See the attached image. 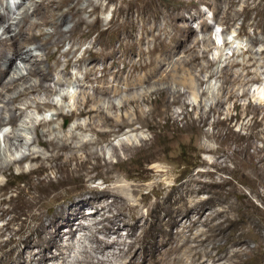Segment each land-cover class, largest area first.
Here are the masks:
<instances>
[{"label": "bare ground", "instance_id": "1", "mask_svg": "<svg viewBox=\"0 0 264 264\" xmlns=\"http://www.w3.org/2000/svg\"><path fill=\"white\" fill-rule=\"evenodd\" d=\"M26 2L27 4H25ZM106 2L112 6L109 20L95 16L97 11L104 9L100 0H21L18 7L22 5H26V7L22 8L24 10L14 18L9 17V11L6 14L0 13V25L2 24L4 28V34L8 33L10 36L5 42L0 39V103H3L0 106V130L6 125L12 127V131L3 136L5 149L3 152L0 151V220L8 217L0 227V236L9 233L6 242H1L2 239L0 241V264H55L56 262L74 264V259L72 262L67 261V251L73 250L74 238L78 232L84 231L85 233L86 230H90L88 224L85 226L82 223V220H86V216L82 213L86 203L95 207V211L92 212L94 216L97 214L102 216L101 226H95V223V232L91 230L94 233L88 237H91L95 244L94 249L102 254L107 250L111 259L101 258L94 262L93 259L88 258L77 259V256L74 260L77 264H107V262H114L119 258L125 259L122 264H247L244 257L248 253V243L240 233H232L229 229V225L233 223L226 207L224 209H220V207L217 211L213 210L212 214L210 213L204 221H201L202 213L196 212L197 204L189 202L190 199L187 201L185 196L187 189H182L185 194L173 197L170 195L171 193H167L163 201L146 206L150 213L154 214H151L153 220L145 228L144 224L140 225V220H143L144 217L140 214V205L132 203L135 195H139L144 203L147 201L148 195L144 196L141 193L140 185L118 186L113 183L115 177H107L103 179L105 185L103 188L87 187L86 183L96 177L84 180L80 174H73L81 172L89 160L96 162L103 160V167L107 172L112 174L124 170L127 172L124 176L126 179L133 175L142 179L160 175H156L154 169L148 167L154 161L159 160L161 156L160 150L153 149L150 145L146 147L149 148L146 154L135 160L132 169H129L128 166L130 159L126 164L124 161L114 164L113 161L104 159L103 155L101 156L102 152L98 153L93 150V147L102 143V139L98 136L107 137L110 134L111 131L106 128L112 129L113 126L124 122V120L119 122L111 116L112 114L110 115L107 110H104V106L98 104L101 101L98 96L109 99L110 91L115 89L116 92L118 85L124 84L126 88L124 93H127L128 96L124 99L121 108H125L127 105L135 106L139 100L147 102L146 94H138L134 91L145 84H152L153 79L157 76H160V80H164L166 75L164 77L162 75L166 72L164 68L166 58L162 59V55L173 56L177 48L180 50L185 43L186 36L189 37L192 33L189 25L177 26V20L184 21L183 15L166 11L162 16L161 14L164 12H161L160 4L156 0H106ZM0 9L8 10L4 0H0ZM41 9H43L41 23L31 22L33 19L31 16L37 15ZM161 21H163L162 25H160ZM93 24H103L105 27H115L119 30L121 35V38L118 39L119 46L117 50H110L109 53L97 56L98 52L94 50V45L97 42L94 40L93 46L86 49L85 54L75 61L70 57L72 51L60 53L67 58L65 68L70 67L73 62L84 64L87 54L90 58L88 64L90 67L85 72V80L96 81L100 85L93 88V96L87 95L85 91L82 92L84 98L76 102L74 109L72 106L70 110L64 112L63 106H58L54 114L57 119H63L65 122H72L74 117L80 116H88L89 121L84 125L76 124L68 130H61L62 125L59 127L53 125L48 134L44 132L45 130L39 132L40 127L54 124V119L36 120L31 115L24 114L32 108L37 111L41 110V102L36 97H33L30 102L25 101L23 108L18 102H22V99L28 95L36 96L42 92L48 98L55 93V89L47 85L46 82L52 81L51 78L57 71L59 63L56 56L60 50L52 52L51 48L53 46L61 48L64 40L69 38L73 32L88 29ZM41 25H48L53 30L44 32L39 29L37 33L34 32L33 29L39 28ZM171 27H175L179 31V35L176 34L178 37L175 38L171 37L170 40L175 43L168 44L164 38L170 36L169 28ZM209 27L205 26L204 28L209 30ZM85 34L90 37V32H85ZM146 43H151L152 47L144 51L143 46ZM192 49L191 47L184 48L183 53H189ZM126 50L136 54L138 60L122 62L121 69L113 70L119 64V61L114 59L115 52ZM32 52H40V54ZM41 52L46 57L53 56L54 60L56 59L53 66H48L46 72L35 62V59L37 60L41 56ZM145 57H148V60L141 62ZM15 60H19V62L15 63ZM99 61L103 64L102 77L99 80H93L90 76L96 71L95 63ZM195 61L196 57H192L190 60H181L178 63L187 66ZM141 72L143 75H139ZM7 74L8 76L4 78ZM29 76L37 77L33 80V84L23 87L24 81ZM19 82L22 83L19 85V87H23L22 91L20 90L11 100L8 99L7 102L10 101V105H7L8 95L6 96L5 92H10L12 87L15 88ZM61 82V79L58 78L55 85H62ZM174 83L177 84L176 81ZM160 91H165L173 96L179 95V91L171 89L169 85ZM62 99L66 100L67 96L62 95ZM107 103L106 109L109 111L115 109L116 106L112 101ZM23 115H26L25 119L19 121ZM28 124L33 125L32 128L35 132V139L30 143L24 141L22 134L28 129ZM75 131L89 132L95 136L98 135V138L85 139L78 136ZM34 144L43 147L45 153L33 149ZM131 148L128 145H122L120 149L128 154ZM146 148L141 147L138 151ZM18 149H24L25 152ZM16 151L21 153L18 157L14 155ZM112 155L119 157L117 148L113 149ZM19 181L25 185L19 187ZM157 186L158 182L155 181L152 193L160 192ZM175 189L172 188V190ZM76 192L90 193L93 197L91 201L78 203L79 205L72 200L69 202ZM194 193L196 192H193V195ZM217 202L218 205H222L224 201L220 199ZM206 208L207 205H202L203 212ZM194 212L198 217L192 219L191 215ZM60 218L66 219L61 223V225L67 226L65 234L59 230L60 224L57 220ZM187 222L190 224L187 225ZM198 225L205 226L206 229L194 231ZM14 226L17 228L15 229ZM122 229H125L127 236L132 238L129 244L119 241L122 237L119 232ZM138 233L140 234L138 235ZM113 235L115 239L108 241V238ZM84 237L86 238V236ZM137 242L138 244L141 242L138 247H136ZM7 244H13V247L5 253ZM114 248L118 252L113 251Z\"/></svg>", "mask_w": 264, "mask_h": 264}, {"label": "rangeland", "instance_id": "2", "mask_svg": "<svg viewBox=\"0 0 264 264\" xmlns=\"http://www.w3.org/2000/svg\"><path fill=\"white\" fill-rule=\"evenodd\" d=\"M156 1L160 4L161 12H164L161 14L162 16L166 11L172 14H181L184 21L177 20V26L189 25L192 31L189 37L186 36L183 47L181 46L180 50L177 48L178 51L176 50L173 56L162 55V59L166 58L164 62L166 72L162 75V77L166 75L165 79L160 80V76H157L153 79L152 84H145L135 90L134 92L138 94L147 95V102L139 100L135 106L127 105L125 108H121L124 99L128 96L127 93H124L126 89L124 84H119L116 92L115 89H112L109 99L98 96L101 99V103L98 102V104L104 106V110H107L119 122L124 120L120 125L113 126L112 129L110 127L106 128V130L111 131L110 136H95V134L80 131H75V133L85 139H96L98 137L102 139V145H96L93 150L98 153L102 152L101 156L103 155L106 160L113 161L114 164L119 161H124L126 164L130 159L129 169L133 168V163L138 157L146 154L149 150L146 147L150 145L153 149H159L161 153L159 160L154 161L148 167L153 168L156 175H160H154L146 179L133 175L131 178L126 179L124 176L127 172L124 170L113 172L115 174L107 172L106 168L103 167V160V162L89 160L81 172L73 174H80L84 180L96 177L86 183L87 187L101 189L105 186L103 179L107 177L117 178L114 179L113 183L118 186L140 185L141 193L144 196L148 195L147 201L144 203L139 195H135L132 203L140 205V214L144 216L143 220H140V225L144 224L145 228L153 220L152 215L154 214L150 213L146 206L163 201L167 193H171L170 195L173 197L179 196V194L184 193L182 189H187L188 195H185L187 201L190 199L189 202L197 204L196 212L202 213L201 221H204L210 213L219 210L220 207V209L226 207L225 209L229 210V216L231 215L230 219L233 223L229 225V229L232 233H240L248 243V253L244 260L247 264L264 263V0ZM4 2L7 3L8 10L0 9V13L6 14L9 11L10 18H14L15 15L24 10L22 8L26 7V5L18 7L21 0H4ZM100 3L104 9L103 11H97L95 16L109 20L112 6L108 5L106 0H100ZM42 14L43 9L39 10L37 15L31 16L33 18L31 22L41 23ZM162 24L163 21L160 22V25ZM205 26H210L209 30L205 29ZM39 29L44 32L53 30L48 25H41L33 30L37 33ZM81 31L76 30L73 32L69 38L64 40L61 48L58 49L55 46L51 48L52 52L60 50L59 56L58 54L56 56L59 63L56 68L57 71L54 72L51 78L52 81L46 82L47 85L55 89V93L48 98L42 92L36 96L28 95L22 99V102H18L20 107L23 108L25 101L30 102L33 97H36L41 102V110L37 111L32 108L24 114L31 115L36 120L54 119V124L40 127L39 132L45 130L44 132L48 134L53 125L56 127L62 125L61 130H68L76 124L84 125L89 121L88 116L74 117L72 122H65L63 119H57L54 116L58 106H63L64 112L70 110L72 106L74 109L76 102L84 98L82 92L85 91L87 95L93 96V88L100 85L96 81L88 82L85 80V72L90 67V65L88 66L90 58L87 54L85 55L87 60L84 64L73 62L70 67L65 68L67 58L62 54L60 55V53L72 51L70 57L75 61L85 54V50L92 47L93 41L96 40L97 44L95 43L94 50L98 52L97 56H102V53L106 54L110 50H117L119 46L118 39L121 38V35L115 27L108 28L103 24H93L90 28L81 29ZM85 32H90V37ZM169 32L170 36H166L164 39L166 43L173 44L175 42L170 39L171 37H178L179 31L175 27H171ZM176 34L178 35L176 36ZM9 37L8 33L4 34V28L1 24V41L5 42ZM197 41L198 43H196ZM151 47V43H146L143 50L147 51ZM187 47L193 48L192 51L183 53L184 48ZM32 53L40 54V52ZM41 56L36 57L37 60L40 58L41 61L35 59V62L46 72L48 66H53L56 59L54 60L53 56L46 57L42 52ZM192 57H196V61L187 66L178 63L181 60H190ZM114 59L119 61L117 67L113 69L117 70L123 67L122 62L137 61L138 57L126 50L123 52L116 51ZM144 60L147 61L148 57L143 58L141 62H144ZM17 62L19 60H15V63ZM95 65L96 71L93 72L90 78L99 80L102 77L103 64L99 61ZM178 65H181L180 68ZM139 75H143V72ZM7 76L8 74L4 78ZM35 77L37 76H29L24 81L23 87L33 84ZM58 78L61 79L62 85L56 86L55 82ZM20 84L22 83L19 82L15 88L12 87L11 93L5 92V95H8L6 98L7 105H10V101L7 102L8 99L11 100L20 90L22 91L23 87H19ZM167 84L171 89H177L179 95L173 96L165 91H160L164 90L168 86ZM62 95H66L67 99H62ZM108 101L114 103V106H116L114 110L109 111L106 109ZM2 104L0 103V106ZM26 115L21 116L19 121L24 120ZM32 127L33 125L28 124V129L22 132L25 142L30 143L35 139V132ZM11 128L10 125H6L5 128L0 130L1 152L5 149L3 136L11 132ZM145 142H148V144L144 145ZM122 145L132 147L128 154L120 149ZM33 146V149L45 153L43 147L35 144ZM141 147L146 149L139 152L138 149ZM114 148H117L119 157L112 155ZM20 151L25 152L24 149ZM20 154L19 151L14 153L17 157ZM98 164L99 166H97ZM73 167H75V164H73ZM155 181L158 182L157 189L160 190L158 193L151 192L152 186H155ZM24 185L22 181L18 182L19 187ZM173 187L176 189L172 190ZM192 191L196 193L193 195ZM92 197L90 193L76 192L69 202L75 201L80 204L91 201ZM215 197L224 201L223 204L221 203L223 207L217 204L218 200ZM196 200L198 202H195ZM212 201L214 202L211 203ZM209 204L211 207L208 206ZM202 205H207L204 212ZM94 211L95 207L90 203L83 206L82 213L86 216V220H82V223L85 226L88 224L90 230L76 234L73 250L67 251L66 259L68 262H72L73 259L76 260L77 256V259L88 258L93 259L94 262L101 258L111 259L107 250L102 254L94 249L95 244L91 237H88L95 232V226H101L102 216L100 214L94 216L92 213ZM196 212L191 215L193 216L192 219L198 217L195 214ZM7 219L8 217H4L0 220V227ZM65 220V218L57 220L60 224L59 230L63 231V234L66 233L67 226L61 225V223ZM186 224L189 225L190 222ZM235 227L236 229H233ZM14 228L16 229L17 226H14ZM204 228L205 226L198 225L194 231L204 230ZM125 229L120 230L119 234L122 237L119 241L129 244L132 238L127 236ZM8 236L9 233L0 236V241L2 239L1 242H6ZM113 236L109 237L108 241L114 240L115 236ZM139 243L141 244V242ZM140 244L137 242L136 247ZM12 247L13 244H7L4 252H9ZM114 249L113 251L118 252ZM122 259L119 258V260L107 262V264H122L125 262V259L123 262ZM74 260L73 263L77 264ZM55 264H59V262Z\"/></svg>", "mask_w": 264, "mask_h": 264}]
</instances>
